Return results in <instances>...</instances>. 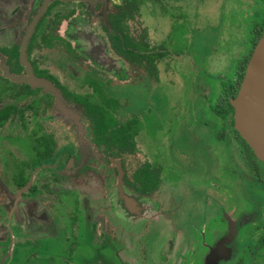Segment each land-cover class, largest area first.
<instances>
[{"label": "flooded vegetation", "instance_id": "af4514ba", "mask_svg": "<svg viewBox=\"0 0 264 264\" xmlns=\"http://www.w3.org/2000/svg\"><path fill=\"white\" fill-rule=\"evenodd\" d=\"M202 5L0 0V264H264V162L228 96L246 60L216 98L206 163L171 168L160 150L174 118L157 108ZM133 87L140 113L120 97ZM125 194L154 210L119 218Z\"/></svg>", "mask_w": 264, "mask_h": 264}, {"label": "rangeland", "instance_id": "374dc122", "mask_svg": "<svg viewBox=\"0 0 264 264\" xmlns=\"http://www.w3.org/2000/svg\"><path fill=\"white\" fill-rule=\"evenodd\" d=\"M201 3L196 11L199 20L188 34L187 62L178 67L175 84L165 86L167 100L157 108L159 116L174 118L173 125L159 135L160 150L171 168L174 161L208 160L212 146L207 139L216 132V98L221 86L232 85L240 64L249 58L254 25L264 21V0ZM120 97L128 99L134 113H140L146 99L134 87L123 89Z\"/></svg>", "mask_w": 264, "mask_h": 264}, {"label": "water", "instance_id": "95a60500", "mask_svg": "<svg viewBox=\"0 0 264 264\" xmlns=\"http://www.w3.org/2000/svg\"><path fill=\"white\" fill-rule=\"evenodd\" d=\"M230 103L234 109L236 131L264 162V31L247 62L239 90ZM119 200L123 202L117 204L116 214L121 219H127L128 212L132 221H144L142 217L154 210L150 201L137 196L127 197L125 194ZM127 202L133 206L130 211Z\"/></svg>", "mask_w": 264, "mask_h": 264}, {"label": "trees", "instance_id": "16d2710c", "mask_svg": "<svg viewBox=\"0 0 264 264\" xmlns=\"http://www.w3.org/2000/svg\"><path fill=\"white\" fill-rule=\"evenodd\" d=\"M263 31H264V21H262V23H260V27H259V30H258V38L261 37ZM258 38H257V39H258ZM257 39L255 40V43L258 41ZM254 45H255V44H254ZM246 63H247V60L244 62V67L246 66ZM238 87H239V84L236 85L234 91H231L232 89H230V90L228 91V96H229V97H233V96H235ZM228 106H230V103H228Z\"/></svg>", "mask_w": 264, "mask_h": 264}]
</instances>
